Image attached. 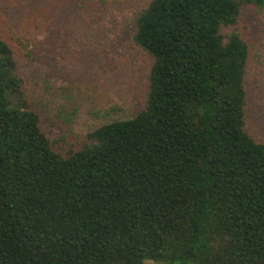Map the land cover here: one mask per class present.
<instances>
[{
	"label": "trees",
	"instance_id": "1",
	"mask_svg": "<svg viewBox=\"0 0 264 264\" xmlns=\"http://www.w3.org/2000/svg\"><path fill=\"white\" fill-rule=\"evenodd\" d=\"M247 7L264 0H149L145 106L71 143L42 129L0 38V264H264Z\"/></svg>",
	"mask_w": 264,
	"mask_h": 264
},
{
	"label": "rangeland",
	"instance_id": "2",
	"mask_svg": "<svg viewBox=\"0 0 264 264\" xmlns=\"http://www.w3.org/2000/svg\"><path fill=\"white\" fill-rule=\"evenodd\" d=\"M149 0H0L27 100L50 137L67 143L145 106L152 58L133 40ZM249 45L246 128L264 142V7L243 9Z\"/></svg>",
	"mask_w": 264,
	"mask_h": 264
}]
</instances>
